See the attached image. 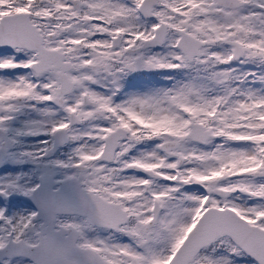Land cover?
Masks as SVG:
<instances>
[{
	"label": "snow or ice",
	"instance_id": "snow-or-ice-1",
	"mask_svg": "<svg viewBox=\"0 0 264 264\" xmlns=\"http://www.w3.org/2000/svg\"><path fill=\"white\" fill-rule=\"evenodd\" d=\"M0 264H264V0H0Z\"/></svg>",
	"mask_w": 264,
	"mask_h": 264
}]
</instances>
